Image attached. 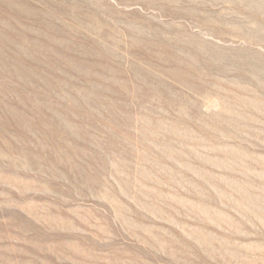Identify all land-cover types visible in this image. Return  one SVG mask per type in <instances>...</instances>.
Segmentation results:
<instances>
[{
    "label": "rangeland",
    "instance_id": "1",
    "mask_svg": "<svg viewBox=\"0 0 264 264\" xmlns=\"http://www.w3.org/2000/svg\"><path fill=\"white\" fill-rule=\"evenodd\" d=\"M0 264H264V0H0Z\"/></svg>",
    "mask_w": 264,
    "mask_h": 264
},
{
    "label": "bare ground",
    "instance_id": "2",
    "mask_svg": "<svg viewBox=\"0 0 264 264\" xmlns=\"http://www.w3.org/2000/svg\"><path fill=\"white\" fill-rule=\"evenodd\" d=\"M24 51V50H23ZM194 212V211H193ZM199 230V229H198ZM242 233V232H241ZM219 244V243H218Z\"/></svg>",
    "mask_w": 264,
    "mask_h": 264
}]
</instances>
